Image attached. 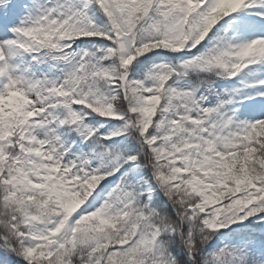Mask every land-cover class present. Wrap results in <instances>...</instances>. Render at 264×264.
I'll list each match as a JSON object with an SVG mask.
<instances>
[{"label": "snow or ice", "instance_id": "1", "mask_svg": "<svg viewBox=\"0 0 264 264\" xmlns=\"http://www.w3.org/2000/svg\"><path fill=\"white\" fill-rule=\"evenodd\" d=\"M0 264H264V0H0Z\"/></svg>", "mask_w": 264, "mask_h": 264}]
</instances>
